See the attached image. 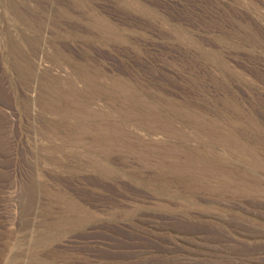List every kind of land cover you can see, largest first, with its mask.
<instances>
[{
    "label": "rangeland",
    "instance_id": "obj_1",
    "mask_svg": "<svg viewBox=\"0 0 264 264\" xmlns=\"http://www.w3.org/2000/svg\"><path fill=\"white\" fill-rule=\"evenodd\" d=\"M0 264H264V0H0Z\"/></svg>",
    "mask_w": 264,
    "mask_h": 264
}]
</instances>
